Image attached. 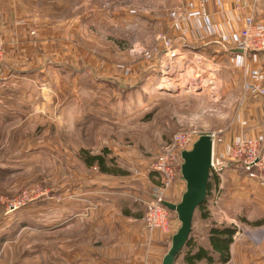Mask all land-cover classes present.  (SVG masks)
I'll use <instances>...</instances> for the list:
<instances>
[{
  "label": "rangeland",
  "instance_id": "rangeland-1",
  "mask_svg": "<svg viewBox=\"0 0 264 264\" xmlns=\"http://www.w3.org/2000/svg\"><path fill=\"white\" fill-rule=\"evenodd\" d=\"M161 1L0 0V264H85L90 242L103 253L114 250L112 264H127V223L144 229L132 242L138 241L135 253L145 251L143 264H150L154 233L169 250L181 226L175 211L170 234L151 232L145 223L148 203L164 188L154 165L175 135L216 133L220 140L221 133L241 130L232 145L252 138L264 148L261 138L245 133L246 121H225L241 105H222L221 77L219 101L210 93L179 90L190 79L183 72L186 59L206 56L157 29L152 11ZM195 70L189 77L207 78ZM85 151L105 153L112 172L87 167ZM244 173L264 187L260 175ZM177 181H185L181 167L161 195L165 201L181 200L186 188L176 193ZM80 205L89 213L81 225L75 223ZM209 205L206 219L195 213V242L205 243L213 225L235 228V239L253 235L239 219L219 216ZM126 210L142 216H125ZM94 213L96 228L89 219ZM81 242H87L86 258L79 257ZM104 256L90 263L106 264Z\"/></svg>",
  "mask_w": 264,
  "mask_h": 264
},
{
  "label": "crops",
  "instance_id": "crops-1",
  "mask_svg": "<svg viewBox=\"0 0 264 264\" xmlns=\"http://www.w3.org/2000/svg\"><path fill=\"white\" fill-rule=\"evenodd\" d=\"M160 3L162 4L152 11L155 15L154 21L155 26H158L157 29L162 32L167 31L171 37L176 39L177 43L180 42L185 46H189L191 50L213 58L220 70V77L224 81L222 105L225 104L226 107L236 102L240 103L241 108L239 111L241 112L236 114L233 110L232 117L225 121H246L245 133L264 141V96L250 95L243 88L246 79L250 82H264V51L247 53L238 48L246 18L253 16L256 20L264 22V0L257 5H254L250 0H163ZM172 12L175 13L174 16L171 14ZM209 103H211L210 100ZM209 109L218 111L220 117L226 115L221 107H210ZM238 132L240 133L241 130H234L228 132V134L221 133L220 140L217 139L215 144L216 156L227 157L234 139L233 136ZM85 153L94 155L89 151H85ZM98 155L106 157L105 153ZM84 162H86L87 167L98 169L99 164L96 161L93 163ZM99 168L101 173H108L102 170L100 166ZM210 180L212 186L206 200L205 209L208 210V214L211 210L210 203L212 206L214 205V208H218L219 216L221 214V216H227L233 220L238 221L239 219L246 229L250 227V232H253V235L252 233L249 236L241 235L236 239L233 236V242L230 245V258L227 261L209 263L203 259L194 264H264V187L259 185L255 179L247 177L244 171H240L237 167L226 169L223 172L221 183H219L218 178L212 177ZM90 182L91 185L94 184L92 181ZM177 182L178 184L175 186L177 187L176 193L180 192L182 188H186L185 181L184 183ZM82 185L83 183L80 188H82ZM218 189L221 190V197L215 202L217 200L215 199V193ZM82 201L79 200L80 203ZM81 205L83 204L81 203ZM81 205L75 218V223L80 225L86 222V217L89 214L87 210L86 212L81 210ZM125 216L138 219L142 215L139 213L131 214L130 211L126 210ZM200 216L203 219L208 217V215L205 217L202 212ZM89 219L93 224V228L100 226L96 213L89 216ZM125 225H129L131 229L130 237L132 241L138 237L139 230L144 231V229L137 228L133 223ZM211 228H209L206 242L200 243L201 245H208ZM114 233L116 234V232ZM90 234L93 235L92 231H90ZM109 234H112V232H109ZM162 239L163 237L159 232H155L152 236L149 255L150 264H162L163 262L168 249L167 245L164 246L163 244L166 241L163 242ZM132 241L129 250L125 254L131 260L126 263L143 264L142 259L145 251L140 249L135 253L134 249L138 241L136 243ZM86 244L87 242L84 245L82 242L80 244V251H78L81 255L80 258L87 257V254L83 252ZM89 247L90 254L86 258L89 262L87 261L85 264H91L90 262H94V259H99L100 254L105 255L106 264H112V260L115 259L116 253L112 249L103 253L96 242H90ZM108 256L111 262L107 260ZM184 258L185 252H182L176 263L189 264Z\"/></svg>",
  "mask_w": 264,
  "mask_h": 264
},
{
  "label": "built area",
  "instance_id": "built-area-1",
  "mask_svg": "<svg viewBox=\"0 0 264 264\" xmlns=\"http://www.w3.org/2000/svg\"><path fill=\"white\" fill-rule=\"evenodd\" d=\"M254 5L259 4L263 0H250ZM175 13H173V16ZM245 27L241 31V39L238 48L244 52H260L264 51V22L258 21L253 16L246 18ZM4 41L0 38V61L4 56ZM166 44H170L166 41ZM188 58V55H186ZM191 58V57H190ZM186 68L183 72H196V68L203 70V74L207 76L204 79L200 73H196L197 77L190 78L186 83H183L179 90L183 92L198 90L202 93L212 94L215 101L220 100L221 79L218 74L217 64L213 59L209 58H191L186 59ZM190 67V68H189ZM193 76V75H192ZM182 80V79H181ZM181 80H179L181 82ZM245 92L252 94L264 95V82H250L245 84ZM213 139V157L211 178H218L222 176L224 169L231 164L250 176H257L263 179L264 182V148L256 139H241L234 142L230 148L227 157H218L215 155V144L218 139L216 133L210 134ZM194 133L179 132L172 140L169 149L156 161L154 170L161 176L164 188L161 189V194L156 193L150 203H148L147 213L145 216V223L151 232L161 230L164 233L170 234L172 231V216L171 210L165 206V199L161 197L162 194L168 193L167 189L174 184L177 177L178 168L181 167L180 161L182 159V152L184 150L192 149L194 143L198 140ZM215 176V177H214ZM210 178V179H211ZM221 189V187H220ZM217 200L221 197V190L215 193ZM217 202V201H215ZM171 231V232H170Z\"/></svg>",
  "mask_w": 264,
  "mask_h": 264
},
{
  "label": "water",
  "instance_id": "water-1",
  "mask_svg": "<svg viewBox=\"0 0 264 264\" xmlns=\"http://www.w3.org/2000/svg\"><path fill=\"white\" fill-rule=\"evenodd\" d=\"M212 157L213 139L210 135H201L192 149L182 152L181 173L186 181V190L178 203L164 202L165 206L177 213L181 226L173 235L171 247L162 264H175L189 241L195 213L209 197Z\"/></svg>",
  "mask_w": 264,
  "mask_h": 264
},
{
  "label": "trees",
  "instance_id": "trees-1",
  "mask_svg": "<svg viewBox=\"0 0 264 264\" xmlns=\"http://www.w3.org/2000/svg\"><path fill=\"white\" fill-rule=\"evenodd\" d=\"M106 151V150H105ZM107 152V151H106ZM88 163L97 162L102 170L112 172L105 165V158L103 155H88L86 156ZM212 183L209 181L208 193L211 189ZM207 201L200 205L196 212H202L206 217L208 210L206 209ZM172 211V210H171ZM235 228L230 226H216L213 225L210 230L208 245L203 246L193 240L191 233L189 241L185 249V261L189 264H194L205 259L209 263H216L217 261H227L230 258V245L233 242Z\"/></svg>",
  "mask_w": 264,
  "mask_h": 264
}]
</instances>
